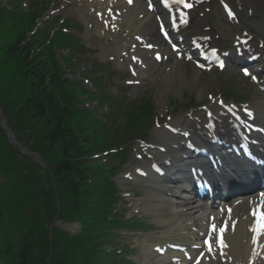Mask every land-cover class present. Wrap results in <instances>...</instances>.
Listing matches in <instances>:
<instances>
[{"label":"bare ground","instance_id":"1","mask_svg":"<svg viewBox=\"0 0 264 264\" xmlns=\"http://www.w3.org/2000/svg\"><path fill=\"white\" fill-rule=\"evenodd\" d=\"M73 1V0H72ZM78 1V0H77ZM90 0H80L82 3H86L87 6H98L99 4L94 1L93 4H89ZM248 9L251 12H254L256 15L263 14L264 12V0H244ZM204 11L200 10L197 14H191V25L185 31V35L187 38L200 36L206 37L211 36V40L207 43L212 48L217 47V40L215 39V32L213 28L210 26L208 19L205 18ZM233 23L235 20L231 19ZM102 26H101V25ZM100 24L95 23L96 33L99 35L104 34V36H110L113 39L115 45L121 46L122 44L128 46L127 52L131 53L135 58V64L140 71L135 74V78L137 80V84L140 85L141 81L149 80L156 77L155 80L160 81V85L156 89V99L158 100L160 106L162 108L166 107V95L167 94H181L186 90L191 91L196 94L199 99H206L209 102V107L215 111H217V130L222 128H226V124L228 123L227 118L222 114L219 110V102L220 98L216 96L214 93L217 90L215 86V81L213 77H210L208 80L202 79V74L198 71L193 72V76L189 77L187 72L183 68L182 63L173 62L170 64L161 63L160 67L153 62L158 69H152L151 65L146 64L148 59L147 56L150 55L148 50H144L145 53L140 52L143 50V44L139 43L140 39L148 40V44L155 38V33L153 32V25L150 21L146 22L139 18V16H135L133 14H124L119 19L112 23H104L103 18H100ZM112 24H116V30H113V35H106L104 30L105 28H110ZM210 27L207 31L206 28ZM111 29V28H110ZM139 37V39H137ZM240 40V39H239ZM156 42V41H154ZM119 50V48L117 49ZM258 51L255 52L257 54ZM138 54V55H137ZM154 54V53H153ZM144 57V59H141ZM145 64V65H143ZM146 71V72H144ZM264 78V76L262 77ZM262 109H257L259 113ZM193 118L190 120L189 117L179 116L176 119L171 120V125L175 128H185L191 129L193 128L195 131V135L197 137H203L204 131L202 129V125L207 124L208 119L203 118V113L201 111H196L195 113H191ZM171 139L170 136L163 129H157L155 131V140L157 143L163 144V146L167 145V141ZM178 139H175L171 142V144L178 145ZM162 146V145H160ZM163 161L171 158L175 161L178 158L177 152L169 151L167 156H161ZM183 166H179L181 169ZM134 176V171L131 177ZM166 183L161 181H152L146 187L143 186V189L147 191V196L145 199L141 201L137 200L134 202L135 205H138V209H142L145 205H147L148 213L155 219L160 227L167 228L165 231H159L157 234L151 235L145 241L147 243V248H153L158 243L163 241V244L166 241L170 240H181L184 239L185 243L189 242L187 228L181 224V216L179 214L180 209L174 207V200L169 197H165V189ZM149 188V189H148ZM174 190V187L171 188ZM239 202V205L235 207L234 214L235 217L239 219V225L235 228L230 227L228 231V237L226 240V258L225 264H264V248H260V242L253 243V239L249 238L245 233V227L247 223L245 222L247 219V215L244 213V209L246 206V202L244 198ZM237 200V201H239ZM235 202V201H234ZM233 202V203H234ZM200 225L203 223L204 218L202 214H199ZM184 223L189 222V217L186 219L183 217ZM182 220V222H183ZM197 222V221H195ZM158 235V236H156ZM146 248V249H147ZM199 264H221L215 263L214 260H210L209 258H204Z\"/></svg>","mask_w":264,"mask_h":264},{"label":"rangeland","instance_id":"2","mask_svg":"<svg viewBox=\"0 0 264 264\" xmlns=\"http://www.w3.org/2000/svg\"><path fill=\"white\" fill-rule=\"evenodd\" d=\"M243 6V4H241ZM208 10V19L210 24L215 27L218 31H220L223 34V39L224 41H222V45L223 44H228V45H232L234 42V38L237 35V32L234 31L233 29L229 28L228 23L225 22L224 16L222 14V12L220 11L219 7L213 2L211 5H209L207 7ZM245 10V8L243 7V11ZM65 15L69 16V17H73L76 20H80V16L77 14H74V10L69 8L67 10H65ZM242 17L244 18V22L242 23L241 26V31L245 34V35H250L253 36L255 38V40L257 41V45L258 47L261 49V43L258 44V42L260 41H264V29L262 32L259 33H255V30H253V26L254 25H260V24H264V15H258V16H253V15H246L245 13H241ZM72 21V20H71ZM74 22V21H72ZM79 30L80 32H78L77 37H74V40L79 41V44L81 46H83L85 48V53L82 55L81 59L78 56V59H80L81 61H77L75 68H74V72L71 75V78L73 79V82H77L80 84V86L85 89V90H89L91 87L90 81L88 80H83L82 77H85V72L87 71H91L92 68L97 67V68H101L105 71H107L109 74L106 77L101 78V80H99L98 82L100 83V90H104L110 97H114L116 94L118 96H126V97H133V96H137L139 95V93L141 91H143V94L141 97H139L137 100L133 101L131 103V108L134 104H141L142 101H144L148 96L152 95L153 99L155 100V89L157 87V85L159 84V81H157L156 83H152V84H148L147 86H144V88L149 89V90H140L137 87L134 88H128L125 85H127V81H131L130 79V75L126 70L120 69L124 64L122 63V59L119 60L113 53H111V44L105 42V40L103 39H99L96 38L94 36H92L87 29H85L84 24L80 23L78 24ZM82 27H84V30L82 31ZM252 28V29H251ZM220 29V30H219ZM68 32L70 34H72L71 30H68ZM187 70V74L189 77H191L193 75V71L191 69H186ZM104 73V72H102ZM102 73H97V71L95 73H93L91 76L92 77H97L100 78L102 76ZM114 75H117V80L120 82L119 86L121 88V90L118 87H115L113 80H114ZM225 75H219V79L217 82L218 86L222 89H224V91H227L228 86L225 85L221 79L224 77ZM203 77L207 80V78L209 77V75H203ZM235 77V76H234ZM236 77L238 78V80H241V77L239 74H236ZM113 78V79H112ZM110 83V85H109ZM243 85L247 86V89H249L247 82L243 83ZM222 91V90H221ZM254 91L251 90V93H253ZM173 100H178L183 102V105H185L186 102H195L196 108H188L185 110H179L178 107L174 106V110L175 112H172V106H170L173 103ZM177 102V101H176ZM203 102L201 101V99L198 98V96L194 93H192L191 91L186 90L185 94L183 95H175V96H171L168 99V104L165 110H163L161 107L158 109L159 112L161 113V117L162 116H166V114L168 115V117H178V116H182V115H187L191 110H198L200 109V105H202ZM87 106L92 107L93 105L91 103H87ZM164 121H160V124L162 125L164 122H168V119L166 121V118L164 117ZM127 121V119L125 120V122ZM124 122V123H125ZM112 123H109V126H111V137H120L119 135V131L120 128L118 129V127H116V125H114L112 127ZM148 127H152V126H148ZM133 128V124L131 122H129L128 125V129H132ZM116 130H118L116 132ZM121 133H123L122 131H120ZM121 138H123V136L121 135ZM154 136L151 137L150 142L153 141ZM135 147V145H134ZM132 149V148H131ZM116 164V162H115ZM107 165V163H106ZM113 165V164H111ZM110 165H107V167ZM115 166V165H114ZM109 168V167H108ZM116 184L119 186V182L116 180L115 181ZM139 197L142 198V193L138 194ZM129 214V213H127ZM160 230V229H159Z\"/></svg>","mask_w":264,"mask_h":264},{"label":"snow or ice","instance_id":"3","mask_svg":"<svg viewBox=\"0 0 264 264\" xmlns=\"http://www.w3.org/2000/svg\"><path fill=\"white\" fill-rule=\"evenodd\" d=\"M128 2L131 4V3H132V0H128ZM172 2L175 3V4H182L183 7L186 8V9H190V8L193 7V5H192L191 3H186L185 0H172ZM152 6H153V5H152V0H149L148 7H149L150 10L152 9ZM165 6H167V0H165ZM180 15H181V17H183V16H184V13L181 12ZM228 15H229L230 17H233V16H234V13H232L231 10H229V11H228ZM181 22H182V23H186L187 21L184 20V19H181ZM137 39H139V37H138ZM148 47L151 48L152 45L149 44ZM160 58H161V57L159 56V54H157V55H156V59L159 60ZM134 59H135V58H134ZM221 67H223V63H222V62H221ZM245 74H246V75L249 74L247 70H245ZM209 127H211V125H209ZM262 195H264V194H262ZM253 215H257V213L254 212ZM226 227H227V225H225V227H221V228L219 229L221 235H220V237H219V239H218V243H219V245H220L221 247H226V245L224 244V240H223V233H224V231L226 230ZM212 230H213V231L216 230V226H215V225L212 226ZM252 231L255 232V233H257V235H259L261 231H264V213H262V214H260V215L258 216V219H257V226L254 227V228L252 229ZM253 243H254V244L256 243L255 238L253 239ZM205 244L208 245V250L211 251V249H212V244H211V242H210L209 240H206V241H205ZM197 264H199V261H197Z\"/></svg>","mask_w":264,"mask_h":264}]
</instances>
